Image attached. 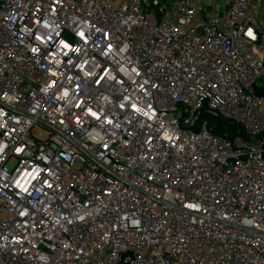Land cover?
Here are the masks:
<instances>
[{
	"label": "built area",
	"instance_id": "1",
	"mask_svg": "<svg viewBox=\"0 0 264 264\" xmlns=\"http://www.w3.org/2000/svg\"><path fill=\"white\" fill-rule=\"evenodd\" d=\"M263 15L0 0V264H264Z\"/></svg>",
	"mask_w": 264,
	"mask_h": 264
},
{
	"label": "trees",
	"instance_id": "2",
	"mask_svg": "<svg viewBox=\"0 0 264 264\" xmlns=\"http://www.w3.org/2000/svg\"><path fill=\"white\" fill-rule=\"evenodd\" d=\"M263 83H264V77H263ZM260 93L264 94V84L263 86L259 89ZM213 121H217L219 123L218 128L220 129L221 127H224L225 125H227L230 129L236 130V131H240V128L237 125L234 124H229V123H225L224 121L220 120V119H216V118H212ZM221 132V131H218Z\"/></svg>",
	"mask_w": 264,
	"mask_h": 264
},
{
	"label": "crops",
	"instance_id": "3",
	"mask_svg": "<svg viewBox=\"0 0 264 264\" xmlns=\"http://www.w3.org/2000/svg\"><path fill=\"white\" fill-rule=\"evenodd\" d=\"M263 21H264V15H263Z\"/></svg>",
	"mask_w": 264,
	"mask_h": 264
},
{
	"label": "snow or ice",
	"instance_id": "4",
	"mask_svg": "<svg viewBox=\"0 0 264 264\" xmlns=\"http://www.w3.org/2000/svg\"><path fill=\"white\" fill-rule=\"evenodd\" d=\"M249 35H251V33H249Z\"/></svg>",
	"mask_w": 264,
	"mask_h": 264
}]
</instances>
